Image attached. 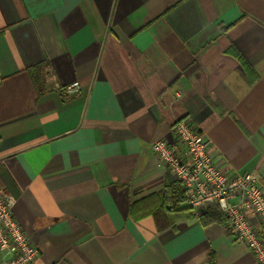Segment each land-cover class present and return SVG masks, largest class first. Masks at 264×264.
I'll return each mask as SVG.
<instances>
[{
  "label": "crops",
  "instance_id": "1",
  "mask_svg": "<svg viewBox=\"0 0 264 264\" xmlns=\"http://www.w3.org/2000/svg\"><path fill=\"white\" fill-rule=\"evenodd\" d=\"M182 119L264 185V0H0V188L31 264H258L191 210L157 230L177 180L151 144Z\"/></svg>",
  "mask_w": 264,
  "mask_h": 264
},
{
  "label": "built area",
  "instance_id": "2",
  "mask_svg": "<svg viewBox=\"0 0 264 264\" xmlns=\"http://www.w3.org/2000/svg\"><path fill=\"white\" fill-rule=\"evenodd\" d=\"M78 87L74 82L65 91L73 94ZM173 134L175 145L157 139L151 149L184 187L186 205L195 217L218 208L235 241L246 246L258 264H264V185L258 175L226 174L216 167L211 141L189 119L177 121ZM14 204V198L0 188V264H31L39 250L15 220Z\"/></svg>",
  "mask_w": 264,
  "mask_h": 264
},
{
  "label": "trees",
  "instance_id": "3",
  "mask_svg": "<svg viewBox=\"0 0 264 264\" xmlns=\"http://www.w3.org/2000/svg\"><path fill=\"white\" fill-rule=\"evenodd\" d=\"M43 65L33 66L27 69L33 84L37 91H42L43 81H41V70ZM156 197H160L159 205L152 211L153 219L155 221V225L158 231L170 227L171 213L175 212H189L191 209L185 205L182 208L180 204L185 203V189L182 184L177 181L176 185H166L165 188L159 193L155 195ZM191 216L196 218L201 225L207 226L212 223H221L225 224V218L223 213L218 208H212L206 210L199 217H195L192 213Z\"/></svg>",
  "mask_w": 264,
  "mask_h": 264
}]
</instances>
